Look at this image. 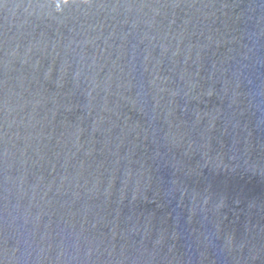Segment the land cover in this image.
<instances>
[{
  "label": "water",
  "instance_id": "water-1",
  "mask_svg": "<svg viewBox=\"0 0 264 264\" xmlns=\"http://www.w3.org/2000/svg\"><path fill=\"white\" fill-rule=\"evenodd\" d=\"M0 264H264V0H0Z\"/></svg>",
  "mask_w": 264,
  "mask_h": 264
}]
</instances>
